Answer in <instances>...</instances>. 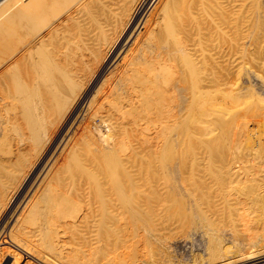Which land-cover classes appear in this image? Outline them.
<instances>
[{"label": "bare ground", "instance_id": "1", "mask_svg": "<svg viewBox=\"0 0 264 264\" xmlns=\"http://www.w3.org/2000/svg\"><path fill=\"white\" fill-rule=\"evenodd\" d=\"M260 1L0 0V264H147L175 228L207 264L264 256L261 143L231 115L227 152L199 146L243 100Z\"/></svg>", "mask_w": 264, "mask_h": 264}, {"label": "rangeland", "instance_id": "2", "mask_svg": "<svg viewBox=\"0 0 264 264\" xmlns=\"http://www.w3.org/2000/svg\"><path fill=\"white\" fill-rule=\"evenodd\" d=\"M260 2H262L261 3V7L262 8L260 7L261 8L260 12L262 14L264 12V9H263L264 8V0H261ZM248 29H249V33H250L251 32V27L248 28ZM263 32H264V29H263ZM123 42H125V41H123ZM129 44H131V43L130 42L127 43V45H129ZM123 49H121V54L123 52ZM250 50H252V52L249 53V56H248V61L249 62L247 61V64H246V69L247 70L245 69L246 71L241 74L242 76L239 79L240 83L241 82L244 83V84H242V86L246 85L245 88H243L240 91L241 94L243 92L242 97H240V98L243 99L246 103L243 100L242 101L239 100V103L241 104V106H240V104H237V108H235V107H231V105L229 104V105L223 106L221 108V110L216 111L217 113L215 112V115H216L215 118L216 119H215L214 123L210 126L212 131H210L209 135H207V136L205 135L203 137V138H205V137L209 136L207 138L209 140H207L205 138V139H203V142L199 145V146L202 147L201 149H202L203 152L206 151L208 146L209 147L211 146L210 148L212 149V150L211 149H207L209 152H213L214 150L215 151L219 150V152H222V154L227 152L228 138H229L228 134H229V131H231V123H230L229 119L231 118V115H233V116H235V120H237V122L241 121L239 119H242V121H244V122H246L245 120L248 121V122L245 123V125L248 123L247 124L248 126L246 125V127L248 129L246 128L245 131L247 130V132L248 131L249 132L248 133L245 132V135L246 136L250 135V137L248 136L249 139H246V141L244 139L243 143H246L244 145L247 146V147H245L244 145H241L242 148L245 147V149L247 150V149H250V147H252L251 145L254 146V144H256V142H260L261 143V148H258V150H259L260 155L264 157V37H263V39L260 40L259 44L255 48H254V46H251ZM118 55L116 57H113V58H114L115 61L117 59V61L119 62V60L122 57V55H120V54H118ZM113 58L111 59L112 61L110 60L111 62H109V64H108L109 67L107 66L104 69V71L102 72L101 76H103L106 73L108 74L113 69V66H115V64H116V63H114L115 61L113 60ZM110 64H111V66H110ZM234 79H236V78H234ZM240 80H242V81H240ZM99 82H100L99 80L96 82V86H97V84H99ZM94 88H95V86H94ZM261 99L263 101H261ZM245 104H247V105H245ZM239 106H240V108H239ZM241 107H243V108H241ZM242 116H244V118ZM81 117L79 119L77 118L75 120V122L73 123V125L71 127L72 130H74L76 128L77 124L80 122ZM257 119H258V123H257ZM232 120H233V118H232ZM260 121H261V124H260ZM71 122H69L68 125L71 124ZM257 124H259V125H257ZM68 125L65 128L64 136H65V132L67 131ZM74 125H76V126H74ZM66 134H67L66 136H68V133H66ZM246 136H244L243 138H246ZM215 145H218L217 149H214L215 147H213V146H215ZM255 150L258 153V150L257 149H255ZM196 151H194V153ZM243 151H244V149H243ZM57 152H58V150H56V154H57ZM244 152H246V151H244ZM49 155H48V157H49ZM43 164H42V166H43ZM262 175H263L262 176L263 180H261L262 182H259V185H260V188H261L262 192L258 189V187L256 185H253L251 183H247V187H246V193L249 196H251V197L255 196L252 199L251 203H252L253 208L257 211V213L259 215V219H260V223H261L260 228L264 227V174H262ZM28 186H30V185H28ZM258 192H261V196L256 194ZM27 194H26V192H23V194L18 199L16 204L18 205V203L20 204V202H21V205H22L24 203L23 200L24 201L26 200L25 197L27 196ZM21 199H22V201H21ZM229 202L230 201H228V203ZM222 205H224V204L222 203ZM14 209H15V207H14ZM13 210H12V212H13ZM18 210L19 209H16L14 211L13 215H11V214L9 215L10 218L8 217V220L11 219L10 221H8L9 223L13 222L14 216L16 214L15 212L18 211ZM226 218H228V217H226ZM226 218H224V219L226 220ZM227 222H228V224H230L229 223L230 221H227ZM227 222H225V223L227 224ZM175 229H174V231H173V229H171V232H170L169 229H168L169 232H168L167 229L164 230L165 232L162 230V232H160V235H161L160 237L157 234L158 236L156 235V237L149 238V243L151 242L149 249L153 246L154 243H155V245H154L155 247H152V249H150V251H149V252L152 251L150 254H151V256H153V255L154 256L151 257L149 255L151 258L150 257L148 258V263L155 262L154 264H164V262H165V264H167L166 260H164V258H166V257L171 258V257L174 256L173 258H171V260L172 259L173 260L174 259L178 260L180 257H182V259H183L182 262H184L186 264H194L195 262H196L195 264H203V263L207 264L206 260H203V259H205L208 256L206 254V240H205V238H203V236H201V234H199L200 232L199 231L195 232V230H192V229L190 230V228L187 229L188 231H186V230L185 231H181L183 228H179V229H176V230ZM198 230H200V229H198ZM191 231H194V232L191 233ZM166 232H168V234L170 233L171 235L169 236ZM174 232L176 234H174ZM181 232H182L183 236H182ZM184 232H186V234H184ZM187 232H190V233L187 234ZM172 233H173V235H172ZM191 234H193V235H191ZM166 235L168 236V239H167ZM185 235H187L189 237H187ZM163 237L165 239H163ZM239 237H241V236L239 235ZM163 242L168 245L167 248H164L166 246V244H164ZM190 242L194 243V246H193L194 250L190 246L191 245ZM169 243L171 244L170 246H169ZM157 246L159 247V249H158ZM173 247L174 248L176 247V249H173ZM162 249H164V250L167 249V250L164 251ZM172 249H173V251H172ZM158 251H160V252H158ZM156 252H158V253H156ZM169 253L172 255L171 257H170ZM192 253H194V254L192 255ZM155 254H156V256H155ZM29 256H31V255H29ZM162 256H163V258H162ZM159 257L162 258L163 260L160 259Z\"/></svg>", "mask_w": 264, "mask_h": 264}, {"label": "built area", "instance_id": "3", "mask_svg": "<svg viewBox=\"0 0 264 264\" xmlns=\"http://www.w3.org/2000/svg\"><path fill=\"white\" fill-rule=\"evenodd\" d=\"M235 264H264V256L251 260V261L240 262V263H235Z\"/></svg>", "mask_w": 264, "mask_h": 264}]
</instances>
